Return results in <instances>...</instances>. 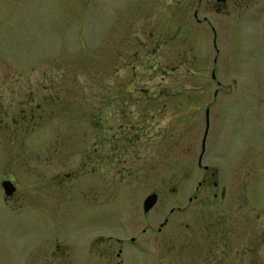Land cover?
Here are the masks:
<instances>
[{"label":"rangeland","instance_id":"rangeland-1","mask_svg":"<svg viewBox=\"0 0 264 264\" xmlns=\"http://www.w3.org/2000/svg\"><path fill=\"white\" fill-rule=\"evenodd\" d=\"M234 4L0 0V174L18 164L36 168L46 138L50 158L62 152L71 169L95 140L97 173L110 153L116 162L110 182L97 175L95 201L122 196L129 234L142 239L128 244L123 264H204L200 233L185 229L186 247L167 240L173 222L185 228L205 216L189 204V196L204 200V164L215 169L210 185H227L225 206L253 203L264 216V12L244 16ZM72 188L68 194L64 186L70 204ZM153 189L158 199L143 215V196ZM176 205L183 209L170 211ZM41 209L12 213L0 193V264H34L37 252L29 261L18 250L40 233L77 238L72 210ZM96 222L97 233L119 232V220ZM236 258L264 264V243Z\"/></svg>","mask_w":264,"mask_h":264},{"label":"flooded vegetation","instance_id":"flooded-vegetation-1","mask_svg":"<svg viewBox=\"0 0 264 264\" xmlns=\"http://www.w3.org/2000/svg\"><path fill=\"white\" fill-rule=\"evenodd\" d=\"M233 1L235 3L234 11L238 10V14L255 16L258 13L257 10L264 12V7L257 9L260 4V6H264L262 5L264 0ZM223 2L227 3V0H217V4ZM94 144L95 140L92 143L85 142L79 149L83 152L77 154L73 158V162L69 163L72 168L65 170L66 161L61 159L62 157L65 159L64 156H61L62 152L58 151L56 154H52L55 158H50L48 153L49 141L46 138L44 142L45 152L41 154V158L34 160L33 165L36 168L33 166L28 167L26 164H24L25 167L20 168L21 164H18L11 166L10 170H3L6 172L0 174V193L12 213L23 212L26 214L27 209L30 210V208L38 205L42 207V214L43 210L47 213H49V210L56 213L57 211L55 212L54 209L57 208L58 210L61 206V213L62 209L65 210V208L67 209L65 212L68 213L72 210L75 220L80 223L77 229V238L75 237L72 240L60 234H54L48 240V236L43 238L44 233L37 235L38 238L36 236L24 240L18 251H24L27 260H29L32 253L37 252L34 255V264H123L124 253L128 250L129 243L136 247H139V244H141L140 246L143 245L138 233L129 234L131 227L127 222L128 214L122 196L110 203L95 201L97 175L101 173L102 180L110 182V173L116 162L113 163L111 160L112 154L110 153L106 168L102 171L98 169L100 173H97V148L92 146ZM108 154L107 156H109ZM117 156L118 154H116ZM116 157L115 160H117ZM199 164H201L200 161ZM250 164L252 169L251 161ZM202 168L204 176L202 180H199V184H206L207 187L206 193L203 194L204 200H192V198H198L199 195L189 196V204L197 205V208H203L205 216L191 218V224L184 223L185 228H182L181 222H173L170 225L171 229H169L167 240L172 244L186 247L190 242L185 239L187 235L184 230L186 229L189 234L194 233L197 235L200 233L202 236L201 254L204 264L209 263V260L211 264H239L237 262L239 259L236 258L237 255H254L257 247L264 243V216H261V212H257V207L253 203L234 201L228 207L225 206L223 202L227 195V185L221 184L219 186L216 180L212 181L213 186L210 185L209 179L215 174V169L208 164H204ZM72 173L74 174L72 175ZM4 182L9 186L8 190L10 188V192L6 193ZM65 184L68 185V194L72 192L74 186V192L77 193L76 203L72 200H70L72 204L66 202V199L70 198L68 196L66 198ZM237 188H240V186ZM150 192H156L158 199L156 190H150L148 193ZM146 195L143 196V200ZM154 205L155 203L148 210L143 208V215L153 209ZM136 208L139 210L140 207ZM174 209H183V206H172L170 211ZM226 209L231 210L225 212ZM58 217L57 214L55 219L58 220ZM166 218L165 216V220L159 222V226L156 228L157 232H162L165 228ZM200 218L202 221L198 222ZM116 220H119L117 227L119 232L103 234L94 231L96 221L101 225ZM10 221L17 228L19 225L24 224L22 222L17 224L12 220V217H10ZM142 229L144 231L146 228L142 227ZM163 243L165 242L163 241ZM38 245L41 247H38ZM159 252L161 253V251ZM227 257H231V259H227ZM28 264L33 263L29 262ZM159 264H162V262H159Z\"/></svg>","mask_w":264,"mask_h":264},{"label":"water","instance_id":"water-1","mask_svg":"<svg viewBox=\"0 0 264 264\" xmlns=\"http://www.w3.org/2000/svg\"><path fill=\"white\" fill-rule=\"evenodd\" d=\"M3 184H4V188H5L6 193L10 192V188L8 190L9 186L5 182ZM156 199H157L156 192L149 193L144 199V203H143L144 209L148 210L156 202Z\"/></svg>","mask_w":264,"mask_h":264}]
</instances>
